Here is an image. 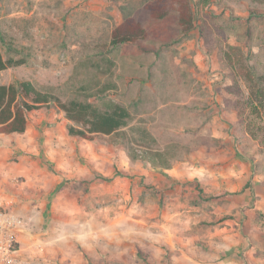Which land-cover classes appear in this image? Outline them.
<instances>
[{"label": "rangeland", "instance_id": "1", "mask_svg": "<svg viewBox=\"0 0 264 264\" xmlns=\"http://www.w3.org/2000/svg\"><path fill=\"white\" fill-rule=\"evenodd\" d=\"M148 1L0 0V31L26 58L0 83L130 114L85 139L50 103L25 132L0 133V202L24 220L30 264H264V198L251 189L264 187V111L251 112L243 76L264 75V0H187L188 31L176 0L163 18ZM126 17L146 36L112 45ZM150 151L167 166L133 157ZM84 225L107 238L82 245Z\"/></svg>", "mask_w": 264, "mask_h": 264}, {"label": "trees", "instance_id": "2", "mask_svg": "<svg viewBox=\"0 0 264 264\" xmlns=\"http://www.w3.org/2000/svg\"><path fill=\"white\" fill-rule=\"evenodd\" d=\"M176 2L177 22L182 29L188 31L193 26L190 5L187 0ZM144 7L153 18H163L167 14V0L148 1ZM145 36L146 31L140 22L133 17H126L111 30L110 42L112 45L134 42ZM0 42L6 48V56L0 50V70L26 62L23 55L15 56L21 51L10 40L7 41L1 31ZM243 76L250 87L251 112L257 114L259 109L264 111V75L246 72ZM50 103L61 109L65 118L71 122L66 127L67 133L85 139H91L95 134H117L130 117L128 110L118 103H111L108 109L101 110L90 101H62L54 94L52 87L39 85L31 80H20L8 84L0 83V133L25 132L28 112ZM133 157L150 159L162 166L168 164L162 151H150L149 155L136 154Z\"/></svg>", "mask_w": 264, "mask_h": 264}, {"label": "built area", "instance_id": "3", "mask_svg": "<svg viewBox=\"0 0 264 264\" xmlns=\"http://www.w3.org/2000/svg\"><path fill=\"white\" fill-rule=\"evenodd\" d=\"M23 224V218L9 209L8 202H0V264H30L19 251Z\"/></svg>", "mask_w": 264, "mask_h": 264}, {"label": "crops", "instance_id": "4", "mask_svg": "<svg viewBox=\"0 0 264 264\" xmlns=\"http://www.w3.org/2000/svg\"><path fill=\"white\" fill-rule=\"evenodd\" d=\"M240 167H241V165L238 167V169L236 170L237 171V173H239L240 172V175H237V177L238 176H240V181H239V187L240 188H242V187H244L245 186V184H246V182H247V180L246 179H244L245 177H244V175H243V173L245 172V168H246V165H243V168H244V172L242 171V169H240ZM229 170V172H233V171H235L233 168H230V169H228ZM248 169L246 168V171H247ZM227 171V170H226ZM249 172V171H248ZM243 176V177H242ZM0 177H1V175H0ZM241 178H243V180L241 179ZM239 179V178H238ZM215 186H218V184H216ZM230 188V190H231V187H229ZM251 189L253 190V192H254V195L255 196H258V197H263L264 198V187H263V185H260V184H258L257 182H252V184H251ZM244 196L246 195V196H249V191L245 188L244 189ZM23 230V228L21 229V231H20V233H19V240H20V245H19V251H20V254H23V253H21L22 251H23V248L21 247V242L23 243V245H27V244H29V241H28V235H27V233H26V230H24V231H22ZM22 250V251H21ZM24 252V251H23Z\"/></svg>", "mask_w": 264, "mask_h": 264}, {"label": "clouds", "instance_id": "5", "mask_svg": "<svg viewBox=\"0 0 264 264\" xmlns=\"http://www.w3.org/2000/svg\"><path fill=\"white\" fill-rule=\"evenodd\" d=\"M102 236H103V238H107L108 233L107 232H105L103 234L96 233L91 228H89L87 225H84L76 233L74 239H76L82 245L87 246L90 241L99 240ZM54 238H55V236H54Z\"/></svg>", "mask_w": 264, "mask_h": 264}]
</instances>
